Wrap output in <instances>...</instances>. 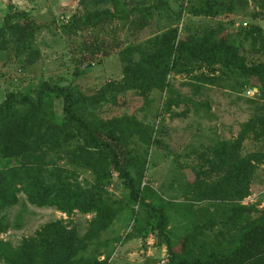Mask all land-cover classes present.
Returning a JSON list of instances; mask_svg holds the SVG:
<instances>
[{
	"label": "rangeland",
	"instance_id": "374dc122",
	"mask_svg": "<svg viewBox=\"0 0 264 264\" xmlns=\"http://www.w3.org/2000/svg\"><path fill=\"white\" fill-rule=\"evenodd\" d=\"M158 1L122 0L128 17L120 15L86 25L84 20L90 12L113 10L111 0H0V26L10 12H25L38 26L30 41L6 34V47L0 49V103L9 91L33 95L43 80L74 85L85 95L97 94L108 83L122 80V50L129 45L145 47L169 28L177 30L179 40L208 35L224 38L249 63L264 61L260 0H162L164 3L157 7ZM206 4L213 6V12H200ZM138 57L135 54V59ZM54 110L57 117L61 115L60 100H55ZM86 112L91 119L135 115L154 128L155 143L147 145L134 136L129 146L145 159L142 187L149 201L165 208L167 234L175 251L193 256L203 247L221 245L231 238L238 223L226 228L219 219H213L212 201H201L192 188L196 180L213 182L224 173L211 163L217 161L213 150L222 141H235L248 122L253 127L237 153L241 157L264 154V91L254 79L226 65L219 55L213 73L194 62L187 72H172L165 91H111L102 102L87 104ZM78 143L75 138L63 144L62 151L52 154L51 159L69 171L71 183L89 188L95 175L69 164L64 155ZM102 190L103 198L115 211L106 229L91 231L95 213H65L56 207L37 206L18 193V204L0 212V217L10 223L0 240L18 249L44 225L61 221L84 241L75 259L166 264L169 253L164 244H158L156 231L143 235L148 211L131 200L112 165ZM239 203L264 208V158L256 165L248 195ZM258 215L257 211L245 216L253 219Z\"/></svg>",
	"mask_w": 264,
	"mask_h": 264
},
{
	"label": "trees",
	"instance_id": "16d2710c",
	"mask_svg": "<svg viewBox=\"0 0 264 264\" xmlns=\"http://www.w3.org/2000/svg\"><path fill=\"white\" fill-rule=\"evenodd\" d=\"M111 2L113 10L90 12L84 23L96 25L120 15L128 17L122 0ZM158 2L157 7L164 3ZM260 3L264 12V0ZM200 12H213V6L206 4ZM37 27L25 12L8 13L0 26V49L6 47V34L26 42L34 37ZM177 38V30L169 28L150 39L145 47L127 46L120 52L125 63L122 80L108 83L94 95H85L74 85H61L52 80L41 81L33 95L7 92L0 103V212L18 204V193H23L37 206L56 207L65 213L73 210L95 213L91 231L99 232L111 224L115 215L102 195V186L112 165L128 188L131 200L148 211L143 235L156 231L158 244H164L169 253L166 264H264V208L257 210L239 203L248 195L256 165L264 158L263 153L246 157L237 153L252 123L244 125L235 141H222L214 148L217 161L211 163L224 173L213 182L196 180L192 188L201 201H212L213 219H219L226 228L229 224L234 226L235 222L239 226L221 245L212 243L189 256L175 251L167 234L169 218L165 208L149 201L142 187L145 159L135 155L129 146L134 136L147 145L155 143L154 128L135 115L91 119L86 112L87 104L102 102L111 91L135 90L144 94L153 89L165 91L169 75L174 71L187 72L194 62L213 73L219 55L224 57L226 65L254 79L256 86L264 91V61L249 63L236 46L224 38L210 35ZM135 54L139 55L138 59ZM55 100L61 101L58 117ZM75 138L79 143L64 155L69 164L95 175V182L89 188L71 183L69 171L51 159L52 154L62 151L63 144ZM257 211L256 218L246 219L245 215ZM9 228L10 223L0 217V234ZM83 242L61 221L51 222L41 227L34 237L23 240L18 249L0 240V260L4 264H116L98 258L75 259Z\"/></svg>",
	"mask_w": 264,
	"mask_h": 264
}]
</instances>
